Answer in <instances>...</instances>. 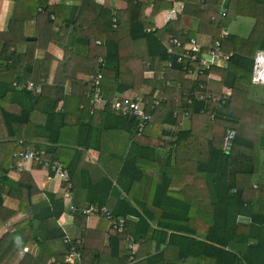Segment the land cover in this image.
Returning a JSON list of instances; mask_svg holds the SVG:
<instances>
[{
	"label": "trees",
	"instance_id": "obj_1",
	"mask_svg": "<svg viewBox=\"0 0 264 264\" xmlns=\"http://www.w3.org/2000/svg\"><path fill=\"white\" fill-rule=\"evenodd\" d=\"M10 1L7 26L0 29V224L9 222L0 238V264H48L51 258L65 264L73 246L81 264H264V83L263 100L251 97L255 57L264 52V0H122V9L112 0L99 7L94 0ZM174 2L181 13L157 28L154 16ZM84 9L92 13L89 22ZM239 19L251 21L242 34L233 31ZM29 25L35 32L28 36ZM176 37L181 44L189 38L202 45L218 41L227 55L223 67L203 68L192 79L183 59L168 66L166 48ZM73 53L85 62L73 60ZM96 92L102 107L90 103ZM197 92L205 97H193ZM124 95L137 96L150 114L141 133L138 119L111 107ZM164 123L175 128L167 141L160 139L168 132ZM227 130L233 136L225 151ZM105 131L118 149L111 156L122 163L115 182L91 178L88 170L79 183L83 201L68 208L75 237L59 222L65 212L61 195L46 193L32 203L39 189L25 164L51 178L56 176L43 162H58L67 176L57 177L60 186L66 191L70 184L68 197L74 175L85 170L77 157L82 162L85 150L101 151ZM28 150L44 151L43 162L22 161L19 169L20 153ZM11 171L18 172L16 179ZM4 195L18 201L16 209L3 205ZM90 205L123 219V231L101 211L84 213ZM90 217H98L93 228L87 226ZM153 242L154 250L146 252Z\"/></svg>",
	"mask_w": 264,
	"mask_h": 264
},
{
	"label": "crops",
	"instance_id": "obj_2",
	"mask_svg": "<svg viewBox=\"0 0 264 264\" xmlns=\"http://www.w3.org/2000/svg\"><path fill=\"white\" fill-rule=\"evenodd\" d=\"M62 1L65 3H70V4H79L82 0H51V3L56 5V4H60ZM94 2L99 7V5L101 6L102 4H104L106 2V0H94ZM111 5L115 9H122L124 7L122 0H112ZM179 5H180L179 3L174 2L172 9L176 10ZM11 8H12V2L10 0H2L1 1V3H0V29L1 30L5 29L7 26V22H8L10 13H11ZM86 10L87 9H84L83 17L85 18V21L89 22L92 19V13L89 11H86ZM149 12H150V7L147 8L146 14H148ZM175 18H176V16H172L171 10H163L154 16L153 21H154V24L156 25V27L160 28L163 25H165L170 19L172 20ZM250 23H251L250 20L239 19L236 23H234L233 31L238 33V34H242V33L246 32V30L248 29V24H250ZM182 28H183L182 31H184V32H185V30L188 29V27H182ZM34 32H35L34 28L31 25H29L25 30V33L28 36L34 34ZM205 39L206 38H204V41H206ZM50 50L53 53H55L56 56L60 57L61 53L58 49H55L51 45ZM36 55L42 56L43 51L38 50L36 52ZM72 59L77 61V62H80V63H84L86 60L85 56H83L82 54H78V53H73ZM52 79H53V75H50L48 82L50 83L52 81ZM262 83H264V81ZM261 85L262 84H257V82H256V84H254L253 89L257 90L258 92L253 93V94H257L258 97L260 98V100L262 101L263 95H262V86ZM257 86H261V89H259ZM100 117H102V116H100ZM94 120L96 121L95 118H94ZM98 121H101V119H99ZM108 123H110V122L108 121ZM181 126L184 128L188 127L189 126L188 121L184 120L183 122H181ZM165 128H168V129L166 130ZM162 129L165 131H168V132L163 133L160 136V139L163 141H167L173 135L172 134L173 129H175V128L169 123H164V124H162ZM154 133H155V130L150 131V135L154 134ZM156 133L159 134L158 131ZM99 139H100L99 141L101 142V149H102L101 151L95 150V149L85 150L84 154L82 156L83 157L82 162H80L81 156H80V159H79V157H77L79 163L85 164V166H83V168L85 170L81 174L74 175V177H73L74 181L72 180L73 189H72V191L68 197H66L64 195L65 188L63 189L60 186L61 182L57 177L48 178L47 172L44 169L33 168L30 163L25 164V170L30 171V173H32V175L35 179V182L38 186V189H39V191L32 196V198H31L32 203H39V202L45 200L47 198L46 193H53V194H56L58 196L61 195L63 197V201H64V205H65V212L60 217L59 222L67 234L75 235V237L78 235V231H76L74 229V225L72 224L73 223L72 216H71V213H70L68 208H69L70 204H72V203H73L72 205H74V204L79 205L83 201L84 189L79 185V183L81 182V180L85 181L88 178V173H87L88 170L90 172L91 178H98V177L103 175L105 177L111 178L112 181L115 182V180L117 178L118 170H119L121 163H122V160H117L116 158H114V156H111L112 154H110L111 150L115 151V152L118 151V149L111 147L112 142H115V138L112 137L110 132L105 131L103 133L102 137ZM66 153H67V156L70 158V155H71L70 152H66ZM263 157H264V151L262 152V159H263ZM157 162H158L159 170H161L162 169L161 167L164 165L162 158H159V160L157 159ZM167 169L169 170V167ZM171 170H174L173 165L170 166V171ZM154 172H155V176H157L160 171H154ZM10 174L14 179H16L18 176V172H16V171L15 172L11 171ZM260 175L262 177H264V160H263L262 165L260 167ZM180 187L181 186H178V187L170 186L169 189L172 192L181 193L183 190ZM3 205L7 208H10V209H16L18 206V201L11 196L4 195L3 196ZM97 221H98V217H90L88 220L87 226L89 228H93L96 225ZM8 224H9L8 221L4 222V224H2V225L0 224V238L7 231ZM25 248L26 247H24V251L27 250V249L25 250ZM150 250H151V252L154 250V242L150 244L149 249H146V252H148ZM167 250L170 251L169 253L171 255H172V253L174 254V251H173L174 249L167 248ZM100 264H110V263L108 260H106V261L100 262ZM142 264H146V263H142Z\"/></svg>",
	"mask_w": 264,
	"mask_h": 264
},
{
	"label": "built area",
	"instance_id": "obj_3",
	"mask_svg": "<svg viewBox=\"0 0 264 264\" xmlns=\"http://www.w3.org/2000/svg\"><path fill=\"white\" fill-rule=\"evenodd\" d=\"M226 31L222 30V35H225ZM205 47V50L202 48ZM166 52L168 53V66H170V62L176 57L177 61H181L182 59L185 61L186 65L183 66V69L186 70V75L188 78L195 79L196 75L202 72L203 68L217 65L218 63H224L227 59V55L222 53L220 49V44L218 41L214 43L209 42L207 45H202L194 38H189L185 43L181 44V41L176 37L172 39L167 45ZM257 75V76H255ZM101 75H98L100 78ZM264 78V52H258L255 57V65H254V73L252 76V82L255 80ZM264 81V80H262ZM98 83V81H96ZM28 88H32L33 85L29 83L27 85ZM200 87H203L200 84ZM35 91L39 93L40 89L35 87ZM197 99H203L205 97L204 93H196L193 95ZM216 100V98H212ZM104 100L101 96L96 92L90 100V103L93 104L94 107H102L104 104ZM140 100L137 96H121L120 98L114 99L111 103V107L114 111H119L121 114L125 115H132L134 118L138 119L137 123V131L139 133L142 132L145 121L150 118V114L146 112V107L143 104H139ZM153 107V106H151ZM150 107V108H151ZM233 136V132L227 130L226 135L223 138L221 147L223 150L228 151L230 149V139ZM44 151H24L20 153L21 161L17 164L20 167L23 165L22 161L30 162L32 160L38 161L39 163L43 162L41 156L43 155ZM43 166L49 168L51 171L54 172V176L62 179L63 181L67 180L66 172L62 169L61 165L58 162H53L51 165L47 162H43ZM70 184L66 186V196L69 194ZM101 211V213L109 219L110 223L112 224L113 228L117 229L118 231H123V219H115L112 218V215L109 214L106 207H102L101 209L97 208L96 206L90 205L89 208L84 210L88 216L96 215ZM82 242L81 239L76 240V244H80ZM131 252L129 259L133 260V251L134 247L131 245ZM63 263L65 264H81V255L76 250V247H70L69 251L64 255ZM48 264H61V262L57 261L55 258H51Z\"/></svg>",
	"mask_w": 264,
	"mask_h": 264
},
{
	"label": "rangeland",
	"instance_id": "obj_4",
	"mask_svg": "<svg viewBox=\"0 0 264 264\" xmlns=\"http://www.w3.org/2000/svg\"><path fill=\"white\" fill-rule=\"evenodd\" d=\"M171 10V14H172V16H177L178 14H180L181 13V5H179L178 6V8L175 10V9H170ZM205 44H209V41L208 42H205ZM38 56V55H37ZM223 64L224 63H222V62H220V63H218L217 65H215V66H217V67H223ZM147 76H150L151 74H146ZM255 76H257V75H255ZM262 80H264V78L263 77H261V79H259V80H255L256 82H257V84H262ZM251 82H252V79H251ZM254 84H256L255 82H253ZM259 89H261V86H257ZM258 91L257 90H255V89H253V87H252V89H251V97L255 100H257V101H261L260 100V98L258 97V95L257 94H253V93H257ZM166 130L168 129V128H165ZM263 129V127L261 128V130ZM260 177V180H262V179H264V177H262L261 175L259 176ZM259 177H257V179H259ZM256 179V178H255ZM142 262H140V264H141Z\"/></svg>",
	"mask_w": 264,
	"mask_h": 264
},
{
	"label": "water",
	"instance_id": "obj_5",
	"mask_svg": "<svg viewBox=\"0 0 264 264\" xmlns=\"http://www.w3.org/2000/svg\"><path fill=\"white\" fill-rule=\"evenodd\" d=\"M129 119L132 120V119H133V116L131 115V116L129 117Z\"/></svg>",
	"mask_w": 264,
	"mask_h": 264
}]
</instances>
